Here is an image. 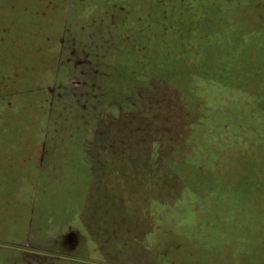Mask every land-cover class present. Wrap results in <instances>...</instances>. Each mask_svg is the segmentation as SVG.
Masks as SVG:
<instances>
[{
    "label": "rangeland",
    "instance_id": "1",
    "mask_svg": "<svg viewBox=\"0 0 264 264\" xmlns=\"http://www.w3.org/2000/svg\"><path fill=\"white\" fill-rule=\"evenodd\" d=\"M1 141L44 146L43 173L73 161L71 181L85 157L93 173L264 189V0H0Z\"/></svg>",
    "mask_w": 264,
    "mask_h": 264
},
{
    "label": "crops",
    "instance_id": "2",
    "mask_svg": "<svg viewBox=\"0 0 264 264\" xmlns=\"http://www.w3.org/2000/svg\"><path fill=\"white\" fill-rule=\"evenodd\" d=\"M29 145L0 142V264H264V189L192 190L172 173L110 178L90 172L85 157L88 173L71 181L73 161L65 177L56 175L60 162L43 173L44 146ZM7 148L36 151L13 156L20 152ZM116 192L127 194L120 218L111 206Z\"/></svg>",
    "mask_w": 264,
    "mask_h": 264
},
{
    "label": "trees",
    "instance_id": "3",
    "mask_svg": "<svg viewBox=\"0 0 264 264\" xmlns=\"http://www.w3.org/2000/svg\"><path fill=\"white\" fill-rule=\"evenodd\" d=\"M32 14H33V12H32ZM185 72H187V73H189L190 74V72L189 71H185ZM3 73L5 74V76H6V73L4 72V70H3ZM184 74V73H183ZM189 74H185L186 76H189ZM12 108V107H11ZM11 108H6V106H5V111H9V109H11Z\"/></svg>",
    "mask_w": 264,
    "mask_h": 264
}]
</instances>
